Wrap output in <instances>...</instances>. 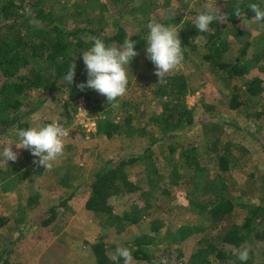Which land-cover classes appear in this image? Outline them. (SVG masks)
<instances>
[{
  "label": "rangeland",
  "instance_id": "374dc122",
  "mask_svg": "<svg viewBox=\"0 0 264 264\" xmlns=\"http://www.w3.org/2000/svg\"><path fill=\"white\" fill-rule=\"evenodd\" d=\"M257 1L264 5V0ZM208 2L44 0V17L59 18L66 26L109 21L108 32L114 27L115 17L129 25V36L137 30L135 28L139 22L154 14L162 19L168 18L169 22L165 25L176 27L184 48L182 66L169 75L182 73L186 76L189 93L184 101L188 108L193 109L196 122L152 145L151 151L147 153L149 161H138L126 168L130 180L139 185V192L147 194L140 198L138 195H126L113 202L110 213H101L85 208L88 194L83 193L81 183L87 181L96 170L106 167L108 161L142 155L152 141L160 139L162 106L164 102L173 100L156 94L158 77L145 52L148 30L135 41V50L139 55L129 65L128 91L117 102L107 103L104 96L86 88L82 95L75 98L65 92L56 100L48 99L34 110L20 115L29 128L58 121L68 129L69 134L65 139L64 156L51 171L34 164L33 160L37 158L28 150L17 149L14 144L12 149L19 153L16 162L8 161L6 164L0 156V217L8 218L7 223L0 228V250L7 241L13 242L8 256L11 263L97 264L92 250L96 243L104 245L108 257L115 253L117 247L129 248L133 254L136 250L133 240L149 232L152 221L157 220L161 225L156 234L160 241L158 245L147 247L151 260L147 262L133 258V264H187L198 237L209 234L215 240L218 229L231 224L242 225L252 206L260 203L258 199L264 195V112L260 114L264 105V84L255 104L238 110L228 108L230 85L236 83L242 87L244 78H234L231 82L220 79L203 58L206 52L203 46L205 34L211 33L213 29L200 33L195 28L194 20ZM178 15L182 17L173 21L172 18ZM156 22L162 23L159 20ZM238 28L244 31L241 38L235 37L231 26L221 35V39L226 42V51L222 56L226 62L235 61L239 55L240 39L250 37L248 56L254 52H264V26L250 20L240 23ZM29 69L26 67L22 73ZM37 94L36 90H30L25 103H31ZM126 114L132 116L128 128L133 130L131 134L123 132L107 138L97 132L100 121L120 120ZM207 119L220 121L224 126L219 148L225 142H231L245 150V155L238 160L243 173L239 183H228L212 160L214 153L208 150L213 137L200 128V121ZM16 124V120L0 124V148L4 144L18 143ZM187 142L194 143L200 152L199 170L182 168L180 153ZM147 164L154 166L156 174L153 172L146 177ZM27 168L30 170L26 179L16 178L18 173ZM12 183L15 186H11ZM5 187L9 189L4 191ZM74 189L75 195L70 201L55 211V221L47 227H41L36 221L43 216V210L73 194ZM216 190L218 194L232 199L234 209L223 220L213 223L206 210L209 199L217 194ZM37 191L45 194L39 206L33 210L25 206V215L20 216L18 209ZM124 212H137L141 216L132 223L124 219L118 222ZM31 221L34 224H30ZM187 224L203 225L207 229L183 242H172L170 236L174 231ZM255 226L254 233L258 241L244 245H250L249 260L252 264H262L264 221ZM240 249L235 253L238 254ZM214 264L235 262L225 258L214 260Z\"/></svg>",
  "mask_w": 264,
  "mask_h": 264
},
{
  "label": "trees",
  "instance_id": "16d2710c",
  "mask_svg": "<svg viewBox=\"0 0 264 264\" xmlns=\"http://www.w3.org/2000/svg\"><path fill=\"white\" fill-rule=\"evenodd\" d=\"M237 3H239L242 11L239 18L233 15ZM250 3H256L264 8V5L257 0H216V6L227 14L228 19L221 24L213 22L210 25V28L213 29L212 32L205 34L206 39L203 41L206 51L203 58L213 67L218 78L229 82L233 81L234 78H244L242 87L236 83L230 85L231 95L228 108L231 110H238L255 104L257 102L255 99L260 94L264 84V52L259 51L247 55L250 37L245 40L240 39L241 47L235 61L226 62L222 57L226 51V42L221 39V35L224 31H228L229 26L232 27L236 38H241L244 35V31H240L238 25L253 20L254 14L247 7ZM43 5L44 0H0V124L16 120L17 129L29 128L23 117L19 116L30 112L28 110H34L46 100H56L65 92L71 98L83 94L76 87V84L87 80L81 53L93 46L90 37L96 36L104 39L109 45L122 46L125 39L130 37L131 40L136 41L144 34L149 22L159 20L164 25L169 22L168 18L162 19L159 15L154 14L149 19L139 22L135 28L137 30L129 36V25L124 24L119 18L114 17V27L111 32H108L109 21L105 23L85 22L79 25L66 26L59 18L47 16L45 18ZM27 9H31L33 13L31 17L26 15ZM195 12L194 10L193 13ZM181 17L182 15H178L172 20L176 21ZM32 19L40 23L32 25L29 23ZM259 24L264 26V22H259ZM188 46H190L189 42ZM74 61L76 63L75 81L73 84L67 85L63 76ZM26 67H30V69L26 73H22ZM166 80V84L158 83L156 93L159 97L166 96L173 99L171 102H164L162 106L160 129L162 137L152 141L142 155L138 154L129 158L108 161L106 167L96 170L87 181L81 183L83 193L88 194L84 203L86 209L110 213L113 202L122 199L124 196L138 195L140 198L147 194L146 192H143L144 194L139 192V185L130 180L126 168L138 161H149L147 153L151 151L152 145L159 140L174 136L180 129L195 124L193 109L188 108L184 101L185 96L189 93L186 76L177 73L166 76ZM30 90H36L38 94L31 103L26 104ZM263 112L264 105L260 114ZM131 121L132 116L130 114H126L120 120L100 121L97 132L107 138L123 132L131 134L133 130H128ZM200 128L205 133L209 132L213 137L208 151L214 153L212 160L217 165L218 171L228 180V183H239L243 178V173L238 160L245 155V150L231 142H225L219 148L221 136L224 133V126L220 121L202 120L200 121ZM184 147L180 153L182 168L185 170L201 169V157L197 146L192 142H187ZM29 170L27 168L24 172L18 173L16 178L26 179ZM153 172L156 174L154 166L147 164L146 177ZM236 179H238L237 182H235ZM223 183L225 184L224 181ZM60 184L63 185L62 182ZM10 185L15 186L14 183ZM8 189L3 188L4 191ZM75 191L76 189H74L73 194L60 200L55 206L43 210V216L39 217L36 222L41 227H47L53 223L56 219L55 211L64 207L66 202L75 195ZM42 195L45 194L37 191L36 194L29 196L26 204L18 209L19 215H25L23 210L26 207L33 210L39 206ZM258 200L260 203L252 206L242 225L231 224L226 228L218 229L215 240L211 239L209 234L198 237L195 241V249L193 248L194 250L190 253L187 264H214V260L225 258L231 259L235 264H252L249 259L241 262L235 251L248 242L254 244L258 241L254 231L256 230V223L264 221V195ZM233 209L232 199L217 192L209 199L206 213L210 214L214 223L223 220ZM140 216L141 214L137 212H124L118 222L124 219L132 223ZM7 221V217L1 216L0 228ZM30 224H34V221H31ZM160 226L157 220H153L149 232L141 234L133 240V245L136 246V250L132 254L134 259L147 262L151 260L147 247L158 245L160 240L156 234L159 232ZM206 229L203 225H181L170 236V240L183 242L188 238L200 235ZM212 232L216 233L215 231ZM12 243L7 241L6 245L4 244L5 246L1 248L0 264H13L8 258L14 245ZM92 250L97 264H113L110 257L105 254L102 243L94 244ZM120 264H123L122 260Z\"/></svg>",
  "mask_w": 264,
  "mask_h": 264
},
{
  "label": "clouds",
  "instance_id": "9594fccd",
  "mask_svg": "<svg viewBox=\"0 0 264 264\" xmlns=\"http://www.w3.org/2000/svg\"><path fill=\"white\" fill-rule=\"evenodd\" d=\"M247 7L254 14L255 22H264V8L256 3H250ZM26 15L29 17L33 15L31 9L26 10ZM233 15L237 18L242 15L239 3L235 7ZM227 19V14L216 6V0H209L205 5V10L195 17L194 25L200 33H207L213 22L221 24ZM29 23L38 25L40 22L32 19ZM147 30L146 57L155 67L154 74L158 77V82L166 84V76L179 70L184 60V48L181 45L179 31L175 26H166L156 21L149 22ZM90 40L93 41V46L81 53L87 80L76 84V87L81 92L86 88L96 91L106 98L107 103L117 102L128 91L129 65L133 58L139 55L135 50L136 42L129 37L124 40L122 46H116L109 45L104 39L96 36L90 37ZM67 69L63 79L67 85H70L75 81V61ZM68 134V129L58 121L39 127L18 129V143L2 145L0 156L3 157L6 164L8 161L16 162L19 153L12 149L14 144L17 149L28 150L33 157L37 158L33 160L34 164L51 171L64 156L65 139ZM249 252L250 245H242L237 254L238 259L241 262L247 261ZM110 259L113 264H120L121 260L123 264H133L132 252L125 247H117Z\"/></svg>",
  "mask_w": 264,
  "mask_h": 264
}]
</instances>
